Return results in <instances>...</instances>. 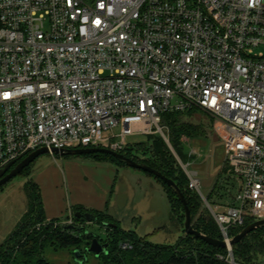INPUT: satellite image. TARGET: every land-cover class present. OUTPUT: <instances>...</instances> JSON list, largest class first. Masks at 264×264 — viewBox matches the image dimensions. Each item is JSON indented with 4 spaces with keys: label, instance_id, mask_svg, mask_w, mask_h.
Wrapping results in <instances>:
<instances>
[{
    "label": "built area",
    "instance_id": "obj_1",
    "mask_svg": "<svg viewBox=\"0 0 264 264\" xmlns=\"http://www.w3.org/2000/svg\"><path fill=\"white\" fill-rule=\"evenodd\" d=\"M263 46L264 0H0V173L41 148L167 143L162 115L199 109L240 182L203 199L232 264L230 232L264 220Z\"/></svg>",
    "mask_w": 264,
    "mask_h": 264
},
{
    "label": "rangeland",
    "instance_id": "obj_2",
    "mask_svg": "<svg viewBox=\"0 0 264 264\" xmlns=\"http://www.w3.org/2000/svg\"><path fill=\"white\" fill-rule=\"evenodd\" d=\"M85 1L89 4L92 0ZM255 52L264 54V46L256 48ZM193 118L211 119L213 125L212 117L202 111L195 113ZM119 131V128L113 130L115 135ZM107 135L104 133V137ZM146 138L144 134L128 136L126 153L136 154L134 144L144 142ZM187 145L193 159L184 168L197 173L199 190L193 192L199 195L203 207V199L215 184L209 203L234 197L240 182L227 174L223 146L213 132L211 140H191ZM99 147H107V142H101ZM32 185L33 191L40 195L45 216L56 224L70 219L73 206L80 204L103 212L108 221L117 222L123 231L146 236L153 243L173 245L183 230L170 219V205L161 185L145 172L109 158L47 153L0 187V244L28 207ZM228 191L230 193L226 194ZM89 224V234L105 238V230L100 225ZM42 256L50 264H74L71 250L46 245ZM256 261L264 264V255H258ZM85 264L100 263L94 255H89Z\"/></svg>",
    "mask_w": 264,
    "mask_h": 264
},
{
    "label": "trees",
    "instance_id": "obj_3",
    "mask_svg": "<svg viewBox=\"0 0 264 264\" xmlns=\"http://www.w3.org/2000/svg\"><path fill=\"white\" fill-rule=\"evenodd\" d=\"M198 112L199 109L192 108L184 112L163 114L160 126L167 143L160 135H147L144 142L134 144L136 154L126 153L127 148L122 154L173 181L185 197L193 229L207 237L221 240L218 226L203 207L199 195L188 188V178L179 164H188L193 159L187 141L211 140L212 120L194 119V114ZM91 156L117 160L106 154ZM146 174L161 185L170 205V219L179 229H183V206L173 189L154 175ZM215 185L207 196L208 202ZM33 190L34 185L28 207L12 232L0 244V264H50L42 256L46 245L85 253L92 238L86 232L88 225L70 228L56 224L52 219L46 223L48 219L44 214L40 195ZM76 213L93 215L95 223L105 230L102 241L108 247L106 253L97 258L100 264H229L226 249L209 246L202 240L186 235L184 230L173 245H163L150 242L146 236L140 237L133 231H123L117 222L108 221V216L103 212L83 206H73L71 217L75 224L85 225L84 218H76ZM103 222H109L114 227H104ZM251 222V219L246 220L243 226L233 229L230 236L233 238ZM122 243H127L131 248L121 249ZM231 250L236 264H258L257 256L264 255V226L249 233L239 243L234 244Z\"/></svg>",
    "mask_w": 264,
    "mask_h": 264
},
{
    "label": "water",
    "instance_id": "obj_4",
    "mask_svg": "<svg viewBox=\"0 0 264 264\" xmlns=\"http://www.w3.org/2000/svg\"><path fill=\"white\" fill-rule=\"evenodd\" d=\"M75 154V155H92V154H106L109 156H112L113 158L117 159L120 162L125 163L129 167L141 170L145 173H149L154 175L155 177L159 178L161 181H163L168 187L172 188L173 191L175 192L177 199L180 201V203L183 206V211H184V223H183V230L186 235L193 236L196 239L202 240L209 246L215 247V248H221V249H226L227 244L221 240L213 239L210 237H207L195 229H193L192 224H191V215H190V210L188 208L187 202L185 200V197L183 193L177 188V186L174 184L173 181L165 178L162 176L160 173L157 171L151 169L150 167L139 164L127 157H125L123 154L113 152L111 150L105 149V148H100V147H94V148H82V149H72V150H57V149H52V150H47L46 148H41L38 150H35L34 152L30 153L27 157H25L23 160L15 164V162L9 164L1 173H0V187L8 183L12 178L20 174L25 168H27L37 157L41 156L42 154ZM184 170V165L179 163ZM76 218H84L87 223H95L96 219L93 215L91 214H79L76 213L75 215ZM102 226L104 227H114V225L110 223L103 222ZM264 226V220H258L255 221L248 226H246L240 233H238L236 236H234L230 242H229V247H232L234 244L239 243L244 237H246L249 233L259 229L260 227ZM79 230V229H78ZM92 240L90 242L89 247L86 249V253H92L96 258H98L101 254H105L108 245L107 244H100L97 238L93 237L92 234ZM232 255V254H231ZM73 256H74V264H84L86 261V256L84 255L82 259L81 253L78 250L73 251ZM234 262H232L233 264Z\"/></svg>",
    "mask_w": 264,
    "mask_h": 264
},
{
    "label": "flooded vegetation",
    "instance_id": "obj_5",
    "mask_svg": "<svg viewBox=\"0 0 264 264\" xmlns=\"http://www.w3.org/2000/svg\"><path fill=\"white\" fill-rule=\"evenodd\" d=\"M84 220H85V219H84ZM72 222H73V219H72ZM86 225H89V223H87L86 220H85V225H80V224L78 225V224H75V222H73L72 225L70 226V228H71V227H72V228H81V227H84V226H86ZM86 232H87V231H86ZM90 236H91V235H90ZM93 237H95V236L93 235ZM95 238H97V240L99 241L100 244H105V243L102 241V240H103L102 238H100V237H99V238H98V237H95ZM91 240H92V238H91ZM90 242H91V241H90ZM88 247H89V246H88ZM80 253H81V257H80V259H82L84 255L86 256L87 259H86L85 263L87 262V260H88V256H89V255H94V254H92V253L87 254V253H86V250H85V253H82V252H80ZM73 263H74V258H73ZM85 263H84V264H85Z\"/></svg>",
    "mask_w": 264,
    "mask_h": 264
},
{
    "label": "crops",
    "instance_id": "obj_6",
    "mask_svg": "<svg viewBox=\"0 0 264 264\" xmlns=\"http://www.w3.org/2000/svg\"><path fill=\"white\" fill-rule=\"evenodd\" d=\"M79 206H82V205H80V204H78ZM84 207V206H83Z\"/></svg>",
    "mask_w": 264,
    "mask_h": 264
}]
</instances>
